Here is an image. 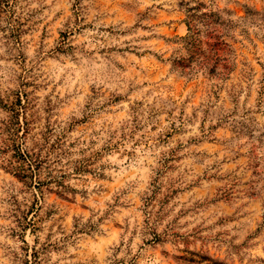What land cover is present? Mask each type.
I'll return each instance as SVG.
<instances>
[{"label": "clouds", "instance_id": "obj_1", "mask_svg": "<svg viewBox=\"0 0 264 264\" xmlns=\"http://www.w3.org/2000/svg\"><path fill=\"white\" fill-rule=\"evenodd\" d=\"M186 247L264 264V0H0V264Z\"/></svg>", "mask_w": 264, "mask_h": 264}, {"label": "rangeland", "instance_id": "obj_2", "mask_svg": "<svg viewBox=\"0 0 264 264\" xmlns=\"http://www.w3.org/2000/svg\"><path fill=\"white\" fill-rule=\"evenodd\" d=\"M177 19H184V17H177ZM181 32V29L177 28L176 32L172 33L170 32V35H179ZM59 36H63V34H58ZM183 85H179L178 88H182ZM189 87L194 88L195 85H190ZM200 95V93H197V97ZM27 94L25 93V99L23 101L19 100L18 98L15 100L13 109H14V119L16 124H20L21 120H23L24 125V131L27 132L28 130V119L26 116H24V113L27 111ZM39 190V188H37ZM55 199V196L53 197ZM68 207L75 208L76 206L73 204H68ZM34 210V209H33ZM209 259L206 253L203 252V250H195L191 248H185L183 251L180 252L179 255V261L174 257L171 261V264H203V262Z\"/></svg>", "mask_w": 264, "mask_h": 264}, {"label": "trees", "instance_id": "obj_3", "mask_svg": "<svg viewBox=\"0 0 264 264\" xmlns=\"http://www.w3.org/2000/svg\"><path fill=\"white\" fill-rule=\"evenodd\" d=\"M213 43H215V42H213ZM18 155H19V153H18ZM21 160H23L24 159V157L23 156H20L19 157ZM37 188H39V184L37 185Z\"/></svg>", "mask_w": 264, "mask_h": 264}]
</instances>
